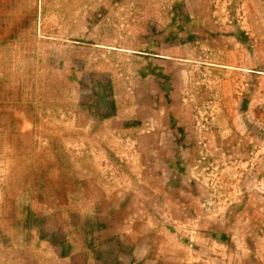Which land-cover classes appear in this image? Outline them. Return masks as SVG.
Instances as JSON below:
<instances>
[{
    "label": "rangeland",
    "instance_id": "obj_1",
    "mask_svg": "<svg viewBox=\"0 0 264 264\" xmlns=\"http://www.w3.org/2000/svg\"><path fill=\"white\" fill-rule=\"evenodd\" d=\"M201 20L215 38L208 58L188 36ZM178 44L188 56L175 54ZM160 59L179 63L185 84L214 86L191 94L200 98L190 108L198 136L213 121L205 111L222 108V94L235 90L229 123L250 156L207 166L195 191L220 194L247 239L261 237L264 169H256L253 146L264 141V91L254 83L262 75L248 73L245 81L235 69H264V0H0V264H70L79 253L87 233L71 213L81 207L87 180H117L126 147L135 155L130 128L144 113L136 70ZM208 93L206 101L216 99L199 103ZM245 95L248 104L240 103ZM249 171L259 183L241 182Z\"/></svg>",
    "mask_w": 264,
    "mask_h": 264
},
{
    "label": "crops",
    "instance_id": "obj_2",
    "mask_svg": "<svg viewBox=\"0 0 264 264\" xmlns=\"http://www.w3.org/2000/svg\"><path fill=\"white\" fill-rule=\"evenodd\" d=\"M196 18L202 19L201 16ZM202 20L198 22L197 32L188 36L195 40V52L200 51L199 46L203 47L201 56L208 58L209 54L215 55L213 49L216 48H212L215 47V38L205 32ZM123 49L118 50L121 52ZM227 50L223 47V51ZM174 52L178 56L182 54L180 57L188 56L180 44ZM256 54H261V50H257ZM233 60L236 61L235 58L228 59ZM148 64L136 70L134 92L136 99L143 98L145 114L139 113L132 126L141 131L151 120L153 130L143 134H139L140 131L138 134L129 133L138 137L137 143L130 147L135 155H129L130 149L126 147L127 156L119 162L121 171L117 180L108 175L87 180L82 191L81 207L71 213L73 217L80 218L78 224L84 227L82 229L87 235H81L79 253L72 254L69 263L264 264L263 230L259 229L261 237H256L260 243L257 239L249 241L240 219L235 218V213L229 214L225 202L221 203L223 198L220 194L212 196L209 190L207 195L202 193L199 196L195 191L197 184H202L201 178L207 166L216 162L223 166L226 161L230 162V158L242 162L243 158L250 156L249 149L237 143L238 136L229 123L235 118L232 116L236 104L235 90L222 94V108L205 111L208 119L213 121L209 122V133L198 136L191 126L193 115L190 108L196 106L200 98L193 96L200 97L202 91L212 92L214 86L202 81L192 85L189 80L185 84L184 72L177 62L160 59L154 64L150 60ZM235 70L241 79L245 74V81H248V73L262 75L256 76L254 83L257 89L261 85L264 91V69L254 72L240 67ZM236 79L233 78L234 81ZM104 82L106 85H101L103 90L108 87V81ZM221 86L225 87L224 81H221ZM245 88L248 91V87ZM209 94L202 96L203 101L199 103L209 105V99H216L212 96L206 101ZM103 96H107V92H103ZM247 101L245 95L240 103L248 104ZM118 113L120 119L126 118L123 113ZM111 114L112 117L117 115L115 111ZM115 134L121 135L119 131ZM129 134L123 136L128 137ZM259 141L263 146L254 145L253 148L259 149L255 166L262 172L264 141ZM242 166L246 170V164ZM250 171L241 182L259 183L261 178H254ZM197 173L200 177L193 179Z\"/></svg>",
    "mask_w": 264,
    "mask_h": 264
},
{
    "label": "flooded vegetation",
    "instance_id": "obj_3",
    "mask_svg": "<svg viewBox=\"0 0 264 264\" xmlns=\"http://www.w3.org/2000/svg\"><path fill=\"white\" fill-rule=\"evenodd\" d=\"M151 123H152L151 120H149L148 122H146L145 125H144V127H143V129H142L141 131H140V130H137L136 128H134V127L132 126V127L130 128V131L133 132L134 129H135V131L133 132V133H135V134H138L139 131H140L139 134H143V132H144V133H148V132H150V131L153 130L152 128L149 129V127L152 126Z\"/></svg>",
    "mask_w": 264,
    "mask_h": 264
}]
</instances>
